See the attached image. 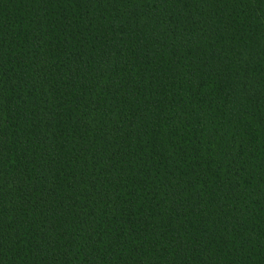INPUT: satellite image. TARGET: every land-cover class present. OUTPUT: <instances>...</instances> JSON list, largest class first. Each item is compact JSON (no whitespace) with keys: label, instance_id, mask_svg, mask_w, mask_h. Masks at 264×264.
Masks as SVG:
<instances>
[{"label":"trees","instance_id":"obj_1","mask_svg":"<svg viewBox=\"0 0 264 264\" xmlns=\"http://www.w3.org/2000/svg\"><path fill=\"white\" fill-rule=\"evenodd\" d=\"M0 264H264V0H0Z\"/></svg>","mask_w":264,"mask_h":264}]
</instances>
